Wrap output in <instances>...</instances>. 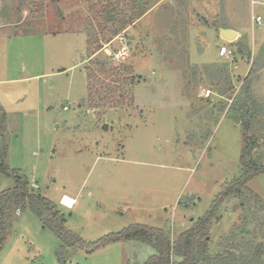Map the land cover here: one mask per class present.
I'll return each instance as SVG.
<instances>
[{"label": "rangeland", "instance_id": "rangeland-1", "mask_svg": "<svg viewBox=\"0 0 264 264\" xmlns=\"http://www.w3.org/2000/svg\"><path fill=\"white\" fill-rule=\"evenodd\" d=\"M21 1L0 0V106L7 124L0 148L7 145L8 165L33 178L36 192L52 201L64 190L77 195L73 209L60 211L84 241L142 223L165 229L173 242L204 216L222 184L241 174V121L233 111L246 97L256 108L252 154L264 164V0H212L216 10L206 4L211 0H137L135 19L115 36L97 0ZM257 15L261 25L252 20ZM222 26L238 36L226 39ZM221 38L233 50L243 41L249 57L220 55ZM98 60L140 78L131 105L88 100L87 76L93 84L99 79ZM14 185L12 175L0 173V192ZM247 187L264 199V172ZM260 211L248 194L225 198L207 237L209 253L261 239ZM231 229L234 238L226 240ZM60 248L34 214L18 211L0 264H57ZM154 252L148 244L117 241L89 253L79 249L65 264L143 263ZM239 258L221 264H242Z\"/></svg>", "mask_w": 264, "mask_h": 264}, {"label": "trees", "instance_id": "trees-1", "mask_svg": "<svg viewBox=\"0 0 264 264\" xmlns=\"http://www.w3.org/2000/svg\"><path fill=\"white\" fill-rule=\"evenodd\" d=\"M136 1L137 0H97L96 3L100 5L99 7L101 8L99 12L103 14L104 26L109 25V27L106 28L109 36L117 35L127 25L133 22L136 17ZM21 2L23 3V0ZM91 36L92 34L90 35L89 33V39H91ZM234 44L236 46L234 56L238 54L241 57H249V49L243 41L239 40ZM89 57L90 56L87 58ZM95 65L96 71L99 72V79H96V82L93 84V75L91 72L88 73V100L91 101L94 96H97L96 106H100L101 101L106 104L110 103L113 106L123 105L126 100L127 103L131 105V103L134 102L132 89L140 78L137 77L135 79L128 67L112 66L107 60H98ZM226 70L228 71V69ZM121 72L122 75L119 76L118 74ZM193 74L195 75L196 72H190V75ZM101 76H106L103 80L109 78L110 81L115 83V86L106 84L105 81L100 79ZM227 76L229 89L226 90L228 91L233 88V85L231 83V76ZM218 92L221 96L226 93L225 90H219ZM233 112L234 118L241 121L243 139L239 160L241 174L231 181L224 182L220 192L213 200L210 209L205 215L198 218L191 227L181 231L173 242L170 240L169 234L165 229L142 223L130 224L119 231L104 234L94 241H84L76 232L66 225V217L64 213L60 211L57 204L30 188L28 179L21 174L20 170L11 168L8 165V149L7 145L4 143L0 148V173L12 175L15 179V185L13 188L0 192V251L12 228L15 215L18 214V211L22 212L29 210L40 220L43 228L50 230L60 239L61 248L57 252V264H65V261L79 249H83L85 252L89 253L106 244L128 240L148 244L155 249V252L143 263L134 264H201L202 261L210 262L211 260L214 262H212L213 264H221L223 261L226 263L227 260L240 259L239 256L244 259L242 264H251L255 259L264 262V235L261 239H255L253 242L244 239V244L241 246L238 245L236 250L224 247L220 249L217 254L212 255L209 253L207 237L212 225L218 221L216 213L217 206L225 198H236L245 193L248 194L254 202L260 204L261 211H264V199L247 187V182L253 176L264 172V164L253 157L252 150L255 147V142L249 135L251 120L256 113L255 104L246 97L242 103L238 101ZM0 115V135L3 137L7 132V124L5 113L1 106ZM240 206H243V202L240 203ZM257 220L259 223V220L262 222L263 218L258 217ZM243 222L244 226L250 229L247 220L244 219ZM254 230H256L255 227ZM243 234L244 236H250L251 233ZM225 237L226 240H229L230 237L234 238L233 229H231ZM247 245L250 246L247 247ZM243 248H245V250ZM238 251L240 255L237 257ZM249 256L254 260L250 261L251 258H249Z\"/></svg>", "mask_w": 264, "mask_h": 264}, {"label": "crops", "instance_id": "crops-1", "mask_svg": "<svg viewBox=\"0 0 264 264\" xmlns=\"http://www.w3.org/2000/svg\"><path fill=\"white\" fill-rule=\"evenodd\" d=\"M213 1L211 0V3L210 2H208V3H206L208 6H210V8H211V10H216V8H214L213 7V3H212ZM221 28H224V26H222ZM220 32V31H219ZM236 36H238V32H236ZM223 41H225V39H223V38H221ZM229 44L228 43V41H225V43H223V44H225V45H227V44ZM229 46V45H228ZM230 47V46H229ZM238 63L239 62H235L234 63V68H236L237 67V65H238ZM3 80L0 78V83L2 82ZM29 183H30V188H32L33 190H34V187H38L37 185H35V181H34V179L32 178L30 181H29ZM77 193H79V191L77 192ZM63 195H65V196H67V197H70L71 199H73V203H69L68 204V206H66V205H63V204H61L60 203V200H61V198H62V196ZM53 201L57 204V206L59 207V209H60V206L61 207H64V208H66V209H73L77 204H78V199H77V195H75V196H72L69 192H66L65 190H64V192L61 194V196L59 197V198H55V199H53ZM72 205V206H71ZM71 206V207H70ZM37 222H39L40 224H41V222H40V220L37 218ZM68 224V221H67V219H66V225ZM42 225V224H41ZM68 226V225H67ZM69 227V226H68ZM155 227V226H154ZM70 228V227H69ZM71 229V228H70ZM73 230V229H72ZM74 231V230H73ZM75 232V231H74ZM125 242V244H132V242L134 243H137V244H142V243H140V242H137V241H130V240H128V241H124Z\"/></svg>", "mask_w": 264, "mask_h": 264}, {"label": "built area", "instance_id": "built-area-1", "mask_svg": "<svg viewBox=\"0 0 264 264\" xmlns=\"http://www.w3.org/2000/svg\"><path fill=\"white\" fill-rule=\"evenodd\" d=\"M252 20L253 22H255L257 25H261L262 24V19L259 15L255 16V17H252ZM219 54L220 55H223L224 57H227V58H231L234 56V50L229 47L228 45H221L220 48H219ZM68 200H72L70 197H67L65 195L62 196L61 200H60V203L63 204V205H66L68 206L69 203H67Z\"/></svg>", "mask_w": 264, "mask_h": 264}, {"label": "water", "instance_id": "water-1", "mask_svg": "<svg viewBox=\"0 0 264 264\" xmlns=\"http://www.w3.org/2000/svg\"><path fill=\"white\" fill-rule=\"evenodd\" d=\"M220 34L224 36L226 39H233L236 37V32L231 30L230 28H220Z\"/></svg>", "mask_w": 264, "mask_h": 264}, {"label": "bare ground", "instance_id": "bare-ground-1", "mask_svg": "<svg viewBox=\"0 0 264 264\" xmlns=\"http://www.w3.org/2000/svg\"><path fill=\"white\" fill-rule=\"evenodd\" d=\"M67 203H73V201H72V200H68ZM71 206H72V205H71ZM71 206H70V207H71Z\"/></svg>", "mask_w": 264, "mask_h": 264}]
</instances>
